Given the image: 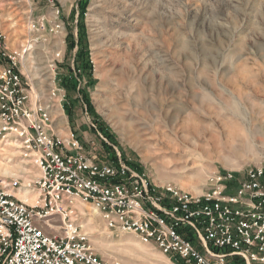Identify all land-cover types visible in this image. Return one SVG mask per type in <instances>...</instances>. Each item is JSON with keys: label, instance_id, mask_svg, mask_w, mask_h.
Returning <instances> with one entry per match:
<instances>
[{"label": "rangeland", "instance_id": "1", "mask_svg": "<svg viewBox=\"0 0 264 264\" xmlns=\"http://www.w3.org/2000/svg\"><path fill=\"white\" fill-rule=\"evenodd\" d=\"M29 11L45 16L44 29L29 32ZM0 25L56 132L86 149L119 151L153 182L197 194L218 172L264 161V0H5ZM18 151L0 139V184L36 176ZM13 192L30 204L39 195ZM78 206L101 257L173 264Z\"/></svg>", "mask_w": 264, "mask_h": 264}, {"label": "built area", "instance_id": "2", "mask_svg": "<svg viewBox=\"0 0 264 264\" xmlns=\"http://www.w3.org/2000/svg\"><path fill=\"white\" fill-rule=\"evenodd\" d=\"M45 24L29 11V32ZM23 53L10 48L0 25V139L37 170L26 172L36 175L27 184H0V264H123L95 252L79 201L173 264H264V161L241 174L218 172L198 194L153 182L119 151L105 157L73 133L58 134L51 103L27 87ZM21 185L38 190L35 204L13 192Z\"/></svg>", "mask_w": 264, "mask_h": 264}, {"label": "bare ground", "instance_id": "3", "mask_svg": "<svg viewBox=\"0 0 264 264\" xmlns=\"http://www.w3.org/2000/svg\"><path fill=\"white\" fill-rule=\"evenodd\" d=\"M19 152V151H18ZM20 153V152H19ZM24 162H27V161H24ZM29 163V162H28ZM29 170H27L28 172ZM30 172V171H29ZM20 197H24L23 195H20ZM27 201H28V198H25Z\"/></svg>", "mask_w": 264, "mask_h": 264}]
</instances>
